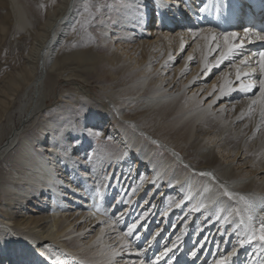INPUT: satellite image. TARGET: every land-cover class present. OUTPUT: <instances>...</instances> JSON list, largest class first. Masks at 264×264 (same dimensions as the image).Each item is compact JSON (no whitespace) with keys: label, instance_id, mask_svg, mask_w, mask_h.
Segmentation results:
<instances>
[{"label":"bare ground","instance_id":"bare-ground-1","mask_svg":"<svg viewBox=\"0 0 264 264\" xmlns=\"http://www.w3.org/2000/svg\"><path fill=\"white\" fill-rule=\"evenodd\" d=\"M4 1L9 5L18 27L32 29L33 22L28 12L22 8L20 0ZM64 1L60 7L61 12L58 15L50 14L51 18L46 20L47 23L43 25L45 33L40 34L41 41L30 54L31 63L35 62V69H31L30 74L28 71L26 75L22 73L17 76L19 89L25 87L23 92L26 94L29 91L30 95L19 110L18 127H14L7 141L0 145V161L3 160L0 172L9 166L6 175H0L2 263L10 264L15 260L16 264H139L143 260L144 264H152L160 252L163 253L175 244V260L169 262V257L172 256L170 252L158 264H219L226 256L230 257L226 264H264V247H261L259 241L246 243L243 247L240 245V241L247 238L250 229L258 228L264 221V163L255 164L247 160L242 167L238 162V155L244 144H252L251 146L260 149L264 141V116L261 114L264 109L259 101L253 104V100L259 96L258 81L261 73L256 63L258 57L251 55L264 51V41L257 39L255 35L244 37L245 29L264 35L263 26L262 31H255L252 24H243L241 30L216 26V22L222 27L227 24H223L225 17L220 10H226L227 3L232 1L235 11L241 7L242 0H195L192 7L184 4L187 0H127L140 11L145 8L152 11L147 19L143 15L139 21V25L147 28V21L150 20L148 30L139 33L145 55L138 58L139 54H135L140 48L132 51L134 44L127 40L122 42L120 37H129L127 34L111 35L108 39L113 37L109 40L112 55L104 69L105 76L113 83L127 88L123 89L126 90L125 97L128 96L123 104L131 106L136 113L130 114L125 108L118 110L112 105H101L97 101L98 108L103 107L110 112L111 121L108 124H113L112 130H115V125L117 130L120 129L116 131L120 152L105 161L99 159V150L106 145H97L88 154L95 155L90 158L91 164L87 161L78 165L69 163L66 166L61 164V160L57 161L63 146L59 130L55 129L56 125L51 128L48 123H44L41 126L42 132L50 130V133L48 141L44 144L40 141L37 151L32 146L33 137H27L26 130L30 124L35 127L36 123L41 125L51 97V87L47 83L53 74L60 73L62 60L65 59L59 60L60 55L55 50L64 37L61 27L75 19V5L80 0ZM252 2L260 11H264V0ZM245 8L243 6L240 11ZM155 16L158 26L151 25ZM261 18L264 22L262 12L258 15V20ZM202 28H214L217 34L221 31L239 33V39L244 43L241 54L250 56L248 66L239 64L241 55L216 66L218 50L208 55L207 41L192 35ZM207 35V32L203 33V36ZM189 56L192 57L191 60L188 59ZM180 60L181 65L166 72L170 65L175 66ZM153 63L157 65L153 67ZM205 63L209 65L207 69ZM237 69H243L244 72L254 70L252 79L256 81V87L251 91L242 90L241 81L236 79ZM242 82L247 84L250 81L244 78ZM145 87L144 93L141 92ZM234 101L233 112L226 113L225 108ZM235 105H239V108L234 107ZM159 107L160 111L155 115L163 124L172 122L178 127L189 126L196 129L193 143L186 154L177 152L140 125L141 122L151 123L145 116ZM204 116L209 117L208 122H215L217 134L198 129L197 123ZM91 131L94 138L95 135L97 137V132L100 133L98 129H91L87 133ZM229 134L233 137L231 141L242 137L234 152H229L228 149ZM22 135L23 138L20 139ZM71 146V149L76 148L74 143ZM38 153L46 154L50 161H42ZM83 153L84 151L79 150L72 161H79L84 156ZM229 155L230 158L227 157ZM103 163V167L109 164L112 171L114 168L118 169V174L123 171L124 177L119 183L117 179L111 189L107 187L110 175L105 177V188L100 191L93 184L94 181L91 182L94 179L91 173L96 174ZM132 163L134 166L130 167ZM79 165L85 170H79ZM64 167H68L71 174H77L75 180L63 175ZM86 170L90 173H86ZM79 181L80 189L76 190L72 183L79 184ZM123 184L124 188H121ZM125 190L126 193L130 192L128 206L122 202ZM225 191L233 195L229 197L225 195ZM69 192L81 199L70 197ZM114 192H118L114 207L120 211V226L128 225L138 212L133 211L138 205L135 199L147 192L149 197L143 209L146 213L140 218L141 221L158 215L161 218L159 220H164L157 224L158 231L142 252L137 251L136 243L133 249L131 247L134 244L123 248L125 235L120 231H108L113 222L107 216L114 212V207L107 211L106 206L113 200ZM67 198L81 203L80 208L86 212L79 219L87 218L80 229H74L75 222L70 221V216L65 213L69 206L65 201ZM154 198L156 199L153 201ZM149 214L151 215L148 217ZM169 220H175L173 226L180 231L179 235L171 239L167 229L159 237L158 234L163 232ZM97 224L102 225L97 234L85 238L90 231L89 226ZM4 230L15 231L28 240H10L11 237L3 235L6 233ZM115 233L117 234L114 236ZM200 233L204 234L199 238ZM131 236L128 238L131 239ZM140 236L138 234L136 239L145 247L146 235ZM188 236L193 238L190 243L187 242ZM177 237H180L179 241ZM189 248L191 250L187 252ZM233 249L236 250L234 256ZM193 252L196 253L195 256L192 255Z\"/></svg>","mask_w":264,"mask_h":264},{"label":"rangeland","instance_id":"rangeland-1","mask_svg":"<svg viewBox=\"0 0 264 264\" xmlns=\"http://www.w3.org/2000/svg\"><path fill=\"white\" fill-rule=\"evenodd\" d=\"M3 1L4 0H0V145L7 141L12 129L18 127L20 120L19 110L24 106L30 95L29 91L26 94L23 92L25 87L19 89L17 76L22 73L26 75L28 71L30 74L31 69H35V62L31 63L32 60L30 59V54L33 53L35 47H37V44L41 41L39 37L40 34L42 33L43 35L45 33V26L43 27V25H45L51 18L50 16L54 14L58 15V13L61 12L60 7H62L65 2L64 0H20L22 8L28 12L31 21L33 22L32 29H21L18 27V24H16V18L13 17L14 15L10 11L9 5ZM85 3L89 5V11L87 12L84 9ZM75 10V19H72V22L63 24L61 27L63 28L62 31L64 37L58 42L55 53L58 51L60 55L59 60H62L63 58L65 59L62 60L63 65L61 66L60 73L53 74V77H51L52 79L47 83L48 86L51 87L49 93L51 97H49L48 107L45 108V113L41 119V125L38 126V123H36L35 125L37 126L35 127L33 124H30L29 127L26 128L27 137H33L34 141L32 142V146L37 151L40 141L43 144L45 141H48L47 138L50 133V130L42 132L41 126L44 125V123H48L51 128L56 125L55 129L59 130L61 146H63L58 155L57 161L61 160V164L63 163L66 166L69 163L78 165L81 162L85 163L87 161L91 164L90 158H94L95 155L94 153L90 155L88 154L91 153L94 146L97 145H99V147H101L102 144L106 145L99 150V159L105 161L110 160L114 154L120 152V144L117 143L118 140L116 139L118 135L116 131L118 132L120 129L117 130V126L115 125V130H112L113 124L109 126V121H111L110 112L104 110L101 106V108H98V103L100 102L101 105H112L113 108L115 107L118 110L120 108H125L126 110H129L130 114H135L136 111L132 110L131 106L127 107L123 104V100L128 97H125L126 90L123 89L127 88L123 85L113 83L111 79L105 76L106 71L104 68L108 64V59L112 55V47L109 40L113 37L110 39H108V37L111 35H123L125 33L129 37L123 38L121 36L120 38L122 39V42L127 40V42H131L132 45L134 44L135 47L132 51L140 48L135 54V56L139 54L138 58L145 55L143 40L139 37V33L148 30L150 27V20L147 21V28H143L139 25V21L143 15L147 19L149 13L152 12L147 8L140 11L134 4L129 3L127 0H80L75 5ZM151 25L158 26L157 16H155ZM107 29H109V31H107ZM181 63L182 60L178 61L175 66L170 65V67L166 69V72L177 68ZM156 65L157 63L152 64L153 67ZM65 80L69 82L67 83ZM145 89L146 87L141 92L144 93ZM134 96L136 95L134 94ZM234 103L235 101L225 108L226 113L233 112L232 106ZM234 107L239 108V105H235ZM159 111L160 107L149 112L145 117L150 119L151 123L141 122L140 125L144 130H147L157 139L167 143L177 152L186 154L189 151L188 147L193 143L196 129L190 128L189 126L178 127L172 122L163 124L157 115H155V113ZM208 120L209 117L204 116L197 123L198 129H202L203 131L209 130L211 133L217 134V126L215 122L213 121L210 123ZM105 126L112 128L111 130H108ZM91 129L96 131L97 129L100 130L99 134L97 132V137L96 135L95 138L94 136L92 137L93 131L90 132L91 134L87 133V131H90ZM21 138H23V135L20 139ZM227 138L230 141L228 143L229 152L236 151L241 143L242 137L239 136L231 141L233 137L232 134H229L227 135ZM258 140L259 137L257 138V141ZM71 143H74L76 148L71 149ZM251 145L252 144H244L242 151L238 155V162L242 167H244L243 163L247 162V160L255 164L264 163V141L262 142L260 149H256V146ZM79 150L84 151L82 154L84 156L80 157L77 162L72 161V158L78 155ZM9 156H7V158ZM38 157L42 161H50L46 154L38 153ZM227 157L230 158L231 155ZM1 162H3V160L0 161V164ZM103 165L104 163L100 165V169L97 170L96 174L93 175V173H91V177L94 178L91 182L94 181L93 184L97 185V187L100 188V191L105 188V177L110 175V180L107 183L109 189L113 187L117 179V183H119L122 181V177H124V175H122L123 171H120L118 174V169L114 168L112 171L109 164L104 167ZM133 166L134 163L130 165V167ZM8 167L9 166H6L7 169L3 172L1 171L0 175H6L9 171ZM77 167L79 170H85L81 165ZM62 172L63 175H67V178L70 180H75V176L77 177V174L70 173L68 167H64ZM62 172H60V174ZM86 173L89 174L90 171L86 170ZM140 176L141 175H139V177ZM80 183L81 181H79V184L72 183L73 188L76 190L80 189ZM121 188H124V184L121 185ZM126 191L127 190H125L122 202L126 203L128 206L127 199L130 198V192L126 193ZM142 191H145V189ZM117 194L118 192L113 193L114 198L108 202V205L106 206L107 211L114 207ZM69 195L70 197L74 196L70 192ZM141 195L143 194H140V196L135 199V201L138 202V205L135 207L136 209L134 208L133 210L134 212L135 210L138 212L131 218L128 225H124L123 227L120 226V211L116 209V206L114 207V212H110L107 217L113 222V226H111L112 228L108 231H120L121 234L125 235L124 238H126L129 245L134 244L131 247L132 249L135 247L136 243L138 246L137 251L142 252L147 247L149 240L158 231L159 227L157 224L162 223L164 220H159L161 218L160 215H158L150 217L149 219L146 218L143 222L141 221L140 218L146 213L143 209L144 203L148 199L149 194L147 192V194H144L140 199ZM74 197H76L77 200L81 199L78 196ZM34 199L36 198L34 197ZM155 199L156 198L152 200L154 201ZM65 201L69 203L67 211L65 212L66 215L68 217L70 216V221L73 223L75 222L73 224L74 229H80L84 225V221L87 219L83 218V220L79 221L80 217L86 213L85 210L80 208L82 204L75 203V201L70 198L65 199ZM216 202L217 200H215L214 203ZM150 215L151 214H149L148 217ZM174 223L175 220H171V222L169 220L167 225H165L163 232L158 234V236L160 237L161 234H164L167 229L170 232L169 234H171V239L178 236L180 231L175 229L173 226ZM87 224L89 225L90 222ZM132 224H136V230L135 233H132L131 239H129L126 233ZM100 226L102 225H90L88 228L90 231L86 233L85 238L96 235ZM144 228H146L145 232ZM74 229L72 231H74ZM4 231H6V233L3 235L6 234L11 237L10 240H28L26 237L15 233V231H12L14 233L9 230ZM116 234L117 233H115L114 236ZM138 234H141L140 237L146 235V241L144 242L145 247L140 243V240L136 239ZM195 234H197V232ZM195 234H193V236ZM203 234L204 233H200L199 238ZM190 241H193V238L190 239L189 237L187 242L190 243ZM214 247H216V244ZM190 250L191 248H189L187 252ZM159 254L157 256H159ZM134 258L136 259L137 257L134 256ZM2 261L3 260H0V264H4ZM149 261L151 262V259ZM10 264H16V261L14 260Z\"/></svg>","mask_w":264,"mask_h":264},{"label":"snow or ice","instance_id":"snow-or-ice-1","mask_svg":"<svg viewBox=\"0 0 264 264\" xmlns=\"http://www.w3.org/2000/svg\"><path fill=\"white\" fill-rule=\"evenodd\" d=\"M85 11H89V5L85 3L84 5ZM207 32V36H203V33ZM192 35L194 37H201L202 39L207 41V50L208 55H211L213 51L218 50L219 52V59L216 61V66H219V64L223 63L225 60H231L232 57L236 55H241V59L239 60L240 65L248 66V61L250 59L249 55H242L241 49L244 47V43L242 40L239 39V33L235 31H221L219 34L216 33V29L214 28H208V29H200L197 32H193ZM251 35H255L257 39L264 41V35H261L260 33H253L251 29H245L244 30V37L247 38ZM183 44L181 45V49L183 50ZM252 56L258 57L256 63L259 67V71L261 73L258 84H259V96L256 100H253V104H256L257 101H259L260 105L262 106V109H264V51L252 53ZM171 58V57H170ZM189 60L192 59L191 56L188 57ZM207 57H205V60ZM209 65L205 63V68L207 69ZM233 67H235V64H233ZM254 72V70H253ZM253 72H244L243 69H237L236 71V79L238 81H241V88L244 91H251L253 88L256 87V81L252 79ZM244 78L249 79V83L244 84L242 81ZM226 83L230 84L231 81H226ZM262 116H264V111H262ZM200 175H209L206 173H200ZM225 195H228L231 197L233 194L225 191ZM243 199V197H241ZM203 207V205H201ZM99 210V209H97ZM136 228V224H132L128 230L126 235L131 236L133 233V230ZM177 240H180V237H177ZM253 241H259L261 247H264V221H262L258 228H251L249 231V234L245 240L240 241L241 247H243L246 243H252ZM123 248H129L130 245L125 241L122 244ZM176 245L173 244L172 247L167 248L163 253H161L160 256H157L155 260L152 261V264H158V262L165 256H168L170 252H172V256L169 257V262H172L175 260V253L173 252V248H175ZM114 254H115V250ZM193 256L196 255L195 252L192 253ZM232 255H236V250L233 249ZM230 257H224L219 261V264H226V261H228ZM139 264H144L143 260L139 261Z\"/></svg>","mask_w":264,"mask_h":264}]
</instances>
